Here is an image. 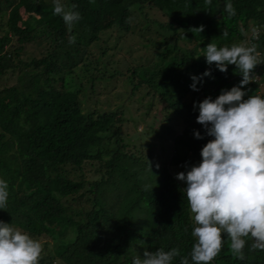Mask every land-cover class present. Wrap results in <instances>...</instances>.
<instances>
[{
    "label": "trees",
    "instance_id": "1",
    "mask_svg": "<svg viewBox=\"0 0 264 264\" xmlns=\"http://www.w3.org/2000/svg\"><path fill=\"white\" fill-rule=\"evenodd\" d=\"M60 2L80 14L70 27L53 14V0H0V179L9 191L0 221L34 239L48 238L38 264H132L159 248L179 250L171 264L181 257L192 264L194 222L186 185L174 171L198 164L212 139L197 122L194 103L215 99L242 79L235 65L221 72L215 62L207 64L204 48L211 42L255 45L260 80L244 86L242 99L264 96V0H232L235 15L224 11L225 0ZM137 29L160 36L147 39L152 54L117 70L108 57L117 46L108 47L105 37L114 33L121 41ZM256 29L257 37H250ZM33 45L39 56L23 60ZM93 48L100 55L92 72ZM205 70L211 75L197 81L198 91L191 89V76ZM121 78L126 99L119 106L109 98L103 102L104 93L88 105L97 86L108 93L110 82ZM139 92L144 96L134 101L150 99L143 116L151 124L129 137L128 101ZM151 136L162 145V165ZM222 237L210 264H264V250L252 249L250 236L244 237L243 259Z\"/></svg>",
    "mask_w": 264,
    "mask_h": 264
},
{
    "label": "clouds",
    "instance_id": "2",
    "mask_svg": "<svg viewBox=\"0 0 264 264\" xmlns=\"http://www.w3.org/2000/svg\"><path fill=\"white\" fill-rule=\"evenodd\" d=\"M53 5V14L61 16L67 26L80 19L79 12L65 10L60 0H53ZM224 11L235 15L232 0H225ZM203 56L207 64L215 62L221 72L235 65L242 79L238 85L222 89L215 99L194 103L199 111L197 122L212 139L202 147L200 162L176 175L186 185L182 191L194 222L191 235L195 243L189 253L192 264H210L221 250L222 234L230 239V250L239 259L244 258V237L252 238V249L264 250V96L242 99L259 53L255 45L217 46L211 42ZM210 75V70L200 77L192 75L190 88L198 91L197 81ZM194 136L203 138L199 131ZM8 198V183L0 179V209ZM41 254L39 240L0 221V264H38ZM178 255L176 248H159L145 251L143 258L134 257L132 264H171ZM179 264H190L189 258L181 257Z\"/></svg>",
    "mask_w": 264,
    "mask_h": 264
},
{
    "label": "rangeland",
    "instance_id": "3",
    "mask_svg": "<svg viewBox=\"0 0 264 264\" xmlns=\"http://www.w3.org/2000/svg\"><path fill=\"white\" fill-rule=\"evenodd\" d=\"M152 18L154 19H160L161 17L159 16L158 13L156 12H152L151 14ZM140 27V25H139ZM139 29L135 30V33L134 34H129L125 37H123V40L121 41H118L117 39L119 38L118 36L119 35H116V34H112L110 36H106L105 39L108 40L107 43H108V47L110 46V48H114L115 46H117L116 50H110L109 52V60H113L114 61V66L116 65V67L118 68L117 70H119V68L123 69V71H125V68L127 65H134V66H137L138 65V62H137V59L140 58V57H143L144 56H151L152 52L150 51V49L146 48L145 47V44H147V39H158L160 36L159 35H155V33L151 34H140L138 32ZM111 31L107 32V34L109 33L110 34ZM260 31L258 29H256V31H254L253 33L250 34V37H254L256 38L258 33ZM112 33V32H111ZM108 34V35H109ZM142 36V37H140ZM109 37V38H108ZM250 43V42H249ZM106 43L103 42V45L101 44V46H105ZM36 47H38V45H33V46H30L27 48V51H26V55L23 56V60H29L33 54H35L36 56H39V52H35L36 51ZM40 47V46H39ZM189 48H192L193 45L190 44V46H188ZM100 55V51L96 48H93L92 52H91V60H92V66L89 67L92 72L94 71V68L96 67L95 66V61H98L97 59L95 58H98ZM105 61V60H104ZM146 60H142L140 61L144 64L147 63V61L145 62ZM97 67L99 68L100 67V64L97 65ZM115 69V67H111L110 70H113ZM80 71V70H78ZM251 76H252V80L254 82H258L260 80V78L256 75L255 73V68L252 70L251 72ZM83 84L86 83V79H82L81 80ZM117 81V82H115ZM123 82V78L121 79H115L114 81H111L109 86H108V89L106 90L108 93H105V90L102 91L103 89H101L100 86H97L96 87V92L94 94H92V92H90V94L88 95V105H93V98H95L96 95H100V94H103L105 96H102L101 99L103 102H105V99L106 98H109L113 104H116V105H120L121 104V100L123 99H126V97L124 96L125 94H122L121 95V91L124 93V90H123V87H122V83ZM78 84V81L76 82ZM261 89H260V94L264 95V88L262 86H260ZM125 89H127L125 87ZM138 95L134 98H132V100H129L128 101V105H129V108H128V115H127V119L129 121L126 122L125 126H126V132H128L129 134V137H132L133 135L135 136L136 134L142 132L145 130V127H148L150 124H151V119H146L144 118L143 116V113L145 111L144 109V105L147 104L148 100L150 101V99L148 97L144 98L141 103H135L134 100L136 99H141L143 96H144V92H139L137 93ZM97 98V97H96ZM120 99V102H119V99ZM99 100V99H98ZM100 106V104H99ZM140 109L139 111L137 109ZM134 120H139V123H133L132 121ZM145 120V122H144ZM147 123V124H146ZM137 124V126H136ZM146 124V125H145ZM137 132V133H136ZM148 142L155 145V149L156 151H158V154H157V163L159 165H162L163 163L166 162V158H164V154L162 152H160V148H161V144L159 143V140L156 138V137H149L147 138ZM167 141V146L168 147V142H170L169 140H166ZM138 146H140L139 143H136ZM144 152H147V150L145 149ZM89 170V168H88ZM87 170V171H88ZM86 171V176L90 177V176H93L92 174L88 173ZM186 171L185 168H182V167H179L177 169H175L174 172L176 173H179V172H184ZM36 172V171H35ZM31 178V177H30ZM34 179V178H32ZM180 181V180H179ZM182 184H185L183 181H180ZM41 242V245L43 246L45 242L48 241V238L46 237H42L40 239H37Z\"/></svg>",
    "mask_w": 264,
    "mask_h": 264
}]
</instances>
